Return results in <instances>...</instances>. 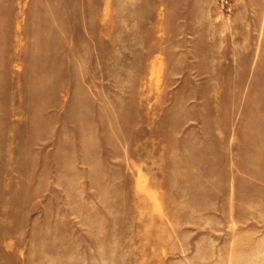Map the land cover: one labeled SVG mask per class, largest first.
<instances>
[{
    "label": "rangeland",
    "instance_id": "1",
    "mask_svg": "<svg viewBox=\"0 0 264 264\" xmlns=\"http://www.w3.org/2000/svg\"><path fill=\"white\" fill-rule=\"evenodd\" d=\"M0 264H264V0H0Z\"/></svg>",
    "mask_w": 264,
    "mask_h": 264
},
{
    "label": "built area",
    "instance_id": "2",
    "mask_svg": "<svg viewBox=\"0 0 264 264\" xmlns=\"http://www.w3.org/2000/svg\"><path fill=\"white\" fill-rule=\"evenodd\" d=\"M223 4H224L225 6H227V5H228L226 1H225V2H223Z\"/></svg>",
    "mask_w": 264,
    "mask_h": 264
}]
</instances>
